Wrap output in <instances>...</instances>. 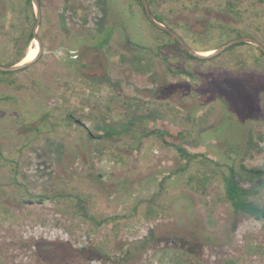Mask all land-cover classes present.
<instances>
[{
	"label": "rangeland",
	"instance_id": "rangeland-1",
	"mask_svg": "<svg viewBox=\"0 0 264 264\" xmlns=\"http://www.w3.org/2000/svg\"><path fill=\"white\" fill-rule=\"evenodd\" d=\"M232 1L239 16L225 0H153L150 9L196 50L237 37L232 28L264 44L263 5ZM19 5L0 0L2 64L13 56L10 24L24 18ZM40 5L43 53L0 74V264H184L185 252L203 264H264V221L234 211L222 179L233 160L264 168L250 156L264 147L254 133L264 124L257 47L190 58L138 0ZM32 48L33 38L25 60ZM136 54L152 63L139 80L122 60ZM161 120L184 128L181 145L198 156L187 161L164 142L153 131ZM105 126L113 135L97 137ZM69 192L87 201L86 219ZM254 200L264 204V185Z\"/></svg>",
	"mask_w": 264,
	"mask_h": 264
},
{
	"label": "trees",
	"instance_id": "trees-1",
	"mask_svg": "<svg viewBox=\"0 0 264 264\" xmlns=\"http://www.w3.org/2000/svg\"><path fill=\"white\" fill-rule=\"evenodd\" d=\"M138 1L142 7V10L145 16L142 3L140 0ZM152 1L153 0H148L149 5H151ZM225 1H226L225 3L227 6V10L228 11L234 10V12L237 13V15L239 16L240 11L236 8L235 2H233L232 0H225ZM236 1H240V0H236ZM19 2H20V5L18 6V8H20L21 11L24 12V18L21 21L20 20L17 22L15 21L14 24L13 23L10 24L11 26L14 25L13 27L17 30V34L12 38L13 56L8 58V62L6 64H13V63H16L17 61H20L26 53L28 42L32 40L33 38L32 28H28L27 26L28 25L27 23L31 22L33 18L31 0H19ZM250 3L254 6L263 5V8H264V0H251ZM154 15L158 20L164 21L163 17L160 16L159 14L154 13ZM231 30L232 32L233 31L235 32L236 36H241V34H243L240 32V30H237L235 28H232ZM161 32L169 36L165 32L163 31ZM171 40L177 46H179L178 43L174 39L171 38ZM133 45L135 47H138V49H143L140 46H138V44L133 43ZM164 45H168V43H165ZM161 47H163L162 44H159V43L156 44V48L158 49V51L161 49ZM148 48L151 49L150 47ZM212 48L213 47L203 48V49H198V50H208ZM181 51L186 56L190 58H195V57L189 56L185 51L183 50ZM259 53L264 60L263 52L259 50ZM130 65L132 67L134 77L137 80H139L142 78V75L145 73V71H148L151 69L152 63L148 61L147 59H144V56L136 54V55H133L132 60L130 61ZM12 72L11 71L9 72L0 71V74L8 75V74H11ZM6 97L7 96L5 97L1 96L0 100L1 98L4 99ZM45 114L46 116H42V118L48 117V109L46 110ZM67 119L72 120L73 122L79 124V122L75 120V118L70 113L67 114ZM153 131H155L156 134L164 142L176 147V149L179 150L183 156L187 157V161H189L188 160L189 158L198 156V154H193V153L188 152L187 148L181 145V141L183 140V138L186 137L184 128H174L173 125L169 124L167 121L161 120L156 123V127L154 128ZM113 132L115 131L108 129V127L105 126V128L100 132V134H98L97 137L102 138L108 135H113ZM254 133L258 140L264 141V124L262 122L255 123ZM0 155H1V152H0ZM250 156L252 158L264 159V147L255 149L253 152L250 153ZM95 178L98 179V176H96ZM222 179H223L224 188H225V198L230 203L232 209L236 212H242L244 214L253 216L255 218H258L264 221V204L259 205L254 200V197L258 195L259 188L264 185V168L252 167V166L249 167V166L244 165L243 163H237L236 161L233 160L231 164L228 165V173L225 174L222 177ZM58 195L62 196L64 194L62 191H58ZM67 195L73 196L75 198V200L71 202V206L74 209L73 212L75 214H79L80 216H83V218L87 217L89 207L86 204L87 201L85 200V198L77 193H72V192L67 193ZM89 217L93 220L95 219L97 224L101 222V220L97 219L96 216L93 214H90ZM108 223H111V222H108ZM112 224L113 223H111V225ZM181 257L183 258L184 264H203L198 259H196L193 255L186 253V252L183 253ZM224 264H232V261H227Z\"/></svg>",
	"mask_w": 264,
	"mask_h": 264
},
{
	"label": "water",
	"instance_id": "water-1",
	"mask_svg": "<svg viewBox=\"0 0 264 264\" xmlns=\"http://www.w3.org/2000/svg\"><path fill=\"white\" fill-rule=\"evenodd\" d=\"M31 3H32V6L34 7V10H35V21L33 24L32 33H33V39L36 40L37 44H38V52L34 58H32L31 60L25 61V62L20 63V61H17L16 63H13V64H2V63H0V71H8V72L11 71L12 72V71H16V70L31 66L33 63H35L40 58L41 54L43 53L42 41H41V38L39 37V35L37 34V28L39 26V22L41 19L40 0H31ZM141 3H142L145 15L148 18V20L156 28H158V29L166 32L167 34H169L179 44L181 49L183 51H185L191 57H195L198 59H209V58L217 56L218 54L223 52L226 48H228L234 44L240 43V42L251 43V44L255 45L264 54V44L261 41H259L257 38H255L254 36H251V35H242V36L233 37V38L227 40L226 42L220 44L219 46L212 48L214 50L211 53L202 54L201 51L196 50L193 47H191L183 39V37L179 33H177L175 30H173L172 28L167 26L165 23L159 21L153 15V13L150 9V5H149L148 0H141Z\"/></svg>",
	"mask_w": 264,
	"mask_h": 264
},
{
	"label": "flooded vegetation",
	"instance_id": "flooded-vegetation-1",
	"mask_svg": "<svg viewBox=\"0 0 264 264\" xmlns=\"http://www.w3.org/2000/svg\"><path fill=\"white\" fill-rule=\"evenodd\" d=\"M141 1V0H140ZM152 13H153V15H154V13H156V12H154V11H152ZM155 16V15H154ZM145 17H146V15H145ZM146 19L148 20V18L146 17ZM149 21V20H148ZM160 21V20H159ZM150 22V21H149ZM161 22H163V23H165L164 21H161ZM116 23V22H115ZM151 23V22H150ZM119 25H120V23H118ZM152 24V23H151ZM166 24V23H165ZM168 24V23H167ZM166 24V25H167ZM115 25H117V23L115 24ZM122 25V24H121ZM167 26H169V25H167ZM155 27V26H154ZM170 27V26H169ZM171 28V27H170ZM122 30H123V28H121ZM158 29V28H157ZM98 30H100L101 32L103 31V29H98ZM160 30V29H159ZM110 30H108V31H106V32H104L103 33V36L105 37L104 38V40H103V42H101V44H104V43H106V41H108V39H109V36L111 35H109V33H111V31L109 32ZM124 31V33H125V30H123ZM160 31H162V30H160ZM164 32V31H163ZM166 33V32H165ZM126 34V38H125V42H126V44H131V41L127 38V33H125ZM167 34V33H166ZM169 35V34H168ZM170 36V35H169ZM171 37V36H170ZM172 38V37H171ZM173 39V38H172ZM184 39V38H183ZM185 40V39H184ZM179 45V44H178ZM94 49V48H93ZM97 50V49H96ZM87 53H88V51H87ZM87 53H81V55H80V58H84V63L86 62L85 61V59H86V54ZM83 54V55H82ZM74 57L72 58V60H76V58L77 57H79V55L78 54H76V55H73ZM76 56V57H75ZM122 60L123 61H125L127 64H129L130 63V61L132 60V56H126V57H124V58H122ZM75 120H77V119H75ZM79 121V120H78ZM79 123H81L82 125H83V123L82 122H80L79 121Z\"/></svg>",
	"mask_w": 264,
	"mask_h": 264
},
{
	"label": "bare ground",
	"instance_id": "bare-ground-1",
	"mask_svg": "<svg viewBox=\"0 0 264 264\" xmlns=\"http://www.w3.org/2000/svg\"><path fill=\"white\" fill-rule=\"evenodd\" d=\"M35 41H36V40H35ZM37 45H38V44H37ZM213 50H214V49H208L206 52H201V53H202V54H209V53H211ZM37 52H38L37 48H36V50H35V48L30 49L29 52H28V54H30V55H32V56H31V57H28V58H30V59H28V60H31L32 58H34V57L36 56ZM23 60H24V61H23ZM28 60H25V57H24L23 59L20 60V63H21V62L28 61Z\"/></svg>",
	"mask_w": 264,
	"mask_h": 264
}]
</instances>
